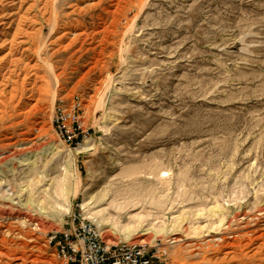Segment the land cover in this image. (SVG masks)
I'll list each match as a JSON object with an SVG mask.
<instances>
[{"label":"rangeland","instance_id":"374dc122","mask_svg":"<svg viewBox=\"0 0 264 264\" xmlns=\"http://www.w3.org/2000/svg\"><path fill=\"white\" fill-rule=\"evenodd\" d=\"M80 213L170 264H264V0H0V264H66Z\"/></svg>","mask_w":264,"mask_h":264},{"label":"built area","instance_id":"2783aa9c","mask_svg":"<svg viewBox=\"0 0 264 264\" xmlns=\"http://www.w3.org/2000/svg\"><path fill=\"white\" fill-rule=\"evenodd\" d=\"M82 100L70 103L63 100L55 109L54 128L60 139L70 147L83 145L89 131L81 120ZM69 227L53 233L58 256L66 264H170L169 244L157 239L153 243L142 241H114L103 236L97 224L81 213L68 222Z\"/></svg>","mask_w":264,"mask_h":264}]
</instances>
